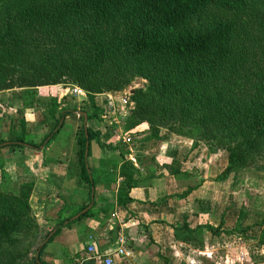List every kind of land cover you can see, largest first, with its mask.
<instances>
[{
    "label": "trees",
    "instance_id": "16d2710c",
    "mask_svg": "<svg viewBox=\"0 0 264 264\" xmlns=\"http://www.w3.org/2000/svg\"><path fill=\"white\" fill-rule=\"evenodd\" d=\"M252 43L264 54V0H0V91L14 92L22 114L30 107L40 113L38 88L75 84L88 97L90 119L106 107L97 104V95L123 90L135 77L143 78L146 86L131 95L134 106L126 128L147 123L150 135L145 140L159 139L166 128L211 151H226V164L215 178L225 181L264 159V59L253 55ZM42 108L47 114L37 124L48 131L40 143L27 139V123L19 116L23 133L0 141V148L40 149L56 137L65 117L77 111L61 108L55 97ZM87 130L88 138L85 125L78 137L79 163L92 191L96 181L89 163L91 143L101 132L89 125ZM121 155L124 184L119 193L126 194V200L119 198V204L125 206L133 201L128 192L140 172L126 152ZM6 173L1 163L0 185ZM19 182L17 193L0 188V264H21L18 259L28 255L41 236L30 204L34 183ZM197 187L178 196L184 198ZM95 205L96 196L68 223L92 215ZM247 214L239 210L232 230L224 227L223 213L218 225L207 222L193 229L185 221L174 227V234L202 246L204 229L213 236L243 235L263 226L258 244L264 245V211L260 221L246 226ZM59 224L44 232L34 264H48L41 254L65 221ZM23 240L26 246L18 249ZM82 264L97 263L88 258Z\"/></svg>",
    "mask_w": 264,
    "mask_h": 264
},
{
    "label": "crops",
    "instance_id": "0c3cea01",
    "mask_svg": "<svg viewBox=\"0 0 264 264\" xmlns=\"http://www.w3.org/2000/svg\"><path fill=\"white\" fill-rule=\"evenodd\" d=\"M78 97L77 111L65 117L59 133L50 142L40 149L30 145L15 149L5 146L1 152L10 153L8 164L0 162L6 171L11 169L10 173L21 182L34 183L30 204L41 233L65 221L43 249L42 259L48 264H82L90 258L88 244L95 241L101 250L106 249L114 245L120 233L127 238L129 255H116L114 264H202L205 256L212 257L219 249H225L227 240L236 232L213 236L204 229L203 245L195 246L194 241L177 239L174 227L182 226L185 221L193 229L207 222L218 225L225 213L224 227L234 229L240 210L237 182L244 178L248 168L225 181L216 180L218 174L207 176L206 145L171 132H162L159 139L137 141L135 145L124 141L125 136L107 139L100 133L99 139L91 143L89 157L96 181L95 208L92 215L68 223L67 219L92 199V191L81 177L78 143L81 104H86L88 97L86 94ZM20 109L21 102L15 99L12 90L0 91V141L23 133L21 117L27 123V139L40 143L47 130L40 133L37 122L27 115V111L32 113L36 107L26 108L24 114ZM91 119L88 118L87 125ZM121 152H126L127 159L140 172V178L128 192L133 201L125 206L119 204V198L126 200V194L119 193L124 184L120 173L124 163ZM211 163L212 167L217 164ZM174 170L179 172L173 173ZM197 172L202 173L203 181L194 184L193 175ZM198 184L186 197L178 196ZM262 228L253 227L259 230L255 234L257 238ZM144 237L146 244L142 242Z\"/></svg>",
    "mask_w": 264,
    "mask_h": 264
},
{
    "label": "rangeland",
    "instance_id": "374dc122",
    "mask_svg": "<svg viewBox=\"0 0 264 264\" xmlns=\"http://www.w3.org/2000/svg\"><path fill=\"white\" fill-rule=\"evenodd\" d=\"M254 12L250 13V16H253ZM249 16V17H250ZM250 29L254 34H257L258 32L254 29V27L251 25ZM246 37L247 39H250L251 36ZM253 43L249 45V49L253 51V55L262 57L264 59V54H262L261 51H257L256 47H253ZM147 80L135 77L130 85H128L123 90H117V91H111L107 92L108 94L114 95V109H111L109 107H105L102 114L99 115V117H93L89 121V125H91V128L96 131V129H99L100 132H103V135L105 134V138L112 139L115 138V135L118 136H125L126 138H130V141L128 142L130 145H135L137 141L145 140L149 135V124L143 123L133 129H130L132 131H128L126 128L128 116L130 110L134 106V102L131 100V95L133 94L134 90L139 87L146 86ZM75 85V84H71ZM56 85L53 86H46V87H40L38 88V95L39 101H41L43 106H50L51 99L53 97L59 98L57 96L58 90ZM78 86V85H77ZM107 93L99 94L96 97V102L100 107L106 106L104 103H107L105 99L107 98ZM60 107L65 109H71L77 110V103L79 102L80 98L78 96H72L67 95L65 97H62L60 99ZM88 102V101H87ZM81 104L83 108L80 109L82 112H93V109L88 108L89 103ZM43 106H41L42 111L39 113V109H37V113H34L35 109H33V112L31 113V110L27 111L28 118L33 120L34 122H38L37 120H41L44 118ZM32 109V108H31ZM36 112V111H35ZM81 113V112H80ZM103 115L105 117H103ZM79 134L82 131L84 127V118L80 116L79 120ZM37 127L39 128L40 133L43 134V131H48L47 127H43L42 124H37ZM44 129V130H43ZM134 130V131H133ZM42 131V132H41ZM46 131V132H47ZM162 132L169 133L166 128H163L161 130ZM42 136V135H41ZM30 139V138H28ZM41 139V137H40ZM116 141V140H115ZM206 145V144H205ZM209 156L206 160V167L205 171L207 176L211 175L216 176L220 173V169L224 168L227 160V153L226 151H211L208 146L206 145ZM5 147L0 148V162L3 161L8 164L7 158L10 156L9 152L3 153L2 149ZM224 160V162H223ZM212 161H215L217 164L215 167H212ZM224 163V165H223ZM211 166V167H210ZM12 167V166H11ZM10 167V168H11ZM248 170V171H247ZM245 173H243L244 177L243 179L240 177L239 181L237 182V189L239 190L237 196V204L239 205V208H244L248 212L247 216L245 217L243 221V225H253V223L260 221L262 218V212L264 211V159L260 160L256 166L248 168ZM219 171V172H218ZM6 173V179L1 180L0 188L5 192H14L17 193L19 189V179L14 177L11 171H7ZM122 172V168L120 170V173ZM249 172V173H248ZM202 174V173H201ZM199 172L195 173V176L193 175V183H201L203 181V176ZM205 174V175H206ZM148 176V175H147ZM191 179V178H189ZM247 179V180H246ZM186 186L187 183H185ZM148 192V191H147ZM149 197L146 196V199ZM72 216V215H71ZM41 231V230H40ZM46 232V230L44 231ZM259 233V230L255 229H248L246 233L243 234L242 239L239 240L235 238L233 240V243L231 246L233 247H227V249L221 248L218 252H216V255L212 254V257L205 256V259L202 264H216V261L220 259L221 257H224L226 251H228L229 259L232 261L236 260H242L240 264H264V245L258 244V238L255 236V234ZM146 237H144L145 239ZM40 239V241H39ZM35 243L31 246V251L28 255H22L18 261L22 260L21 264H34L33 256L35 255V249L39 246L41 243V240L44 239V233H41V236ZM147 238L142 241L146 242ZM146 244V243H145ZM25 245V241L23 240L22 243L19 244L18 249L23 248ZM148 246V245H147ZM220 257V258H219ZM245 257H248L249 260L245 261ZM42 258V254H41ZM42 261H44L42 259ZM45 262V261H44ZM47 263V262H46ZM158 263V262H157Z\"/></svg>",
    "mask_w": 264,
    "mask_h": 264
},
{
    "label": "built area",
    "instance_id": "2783aa9c",
    "mask_svg": "<svg viewBox=\"0 0 264 264\" xmlns=\"http://www.w3.org/2000/svg\"><path fill=\"white\" fill-rule=\"evenodd\" d=\"M57 86V90L59 98L61 99L62 97H65L67 95H72V96H79L82 94H86L85 91L80 88L77 85H71V84H58ZM106 99L105 101L106 103V107H109L111 109H114L115 105H114V95L113 94H108L106 95ZM124 141L129 142L130 138H126L124 139ZM243 237L242 234H236L234 235L233 238H230L227 240V244H226V248L227 247H233L231 246V244L233 243V240H235V238L241 240ZM127 245V238L123 233H120L118 235V237L116 238L114 245L110 246L106 249L101 250V248L98 247L97 243L95 241H92L90 244H88V253L90 255V258L94 259L96 261L97 264H114L115 262V256L116 255H121V256H128L129 252L127 251L126 248ZM210 255V254H209ZM228 251H226L224 257H219L220 259H218L216 261V264H240V262L242 260H236V261H232L231 259H229L228 256ZM249 260L248 257H245V261Z\"/></svg>",
    "mask_w": 264,
    "mask_h": 264
},
{
    "label": "water",
    "instance_id": "95a60500",
    "mask_svg": "<svg viewBox=\"0 0 264 264\" xmlns=\"http://www.w3.org/2000/svg\"><path fill=\"white\" fill-rule=\"evenodd\" d=\"M83 113L84 115V125H85V133H86V137L88 138L89 137V134H88V130H87V122H88V114L86 112H81ZM89 141L87 142L86 144V158H88V154H89ZM94 195H95V191H94V188L92 189V198H94ZM92 206V204H90L87 208H85L84 210H82V212L76 214L73 218H78L82 213L86 212L90 207Z\"/></svg>",
    "mask_w": 264,
    "mask_h": 264
}]
</instances>
